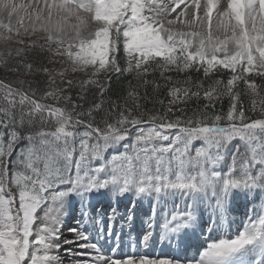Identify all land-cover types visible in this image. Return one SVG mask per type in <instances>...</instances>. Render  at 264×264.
Instances as JSON below:
<instances>
[{"label":"snow or ice","instance_id":"snow-or-ice-1","mask_svg":"<svg viewBox=\"0 0 264 264\" xmlns=\"http://www.w3.org/2000/svg\"><path fill=\"white\" fill-rule=\"evenodd\" d=\"M66 258L264 264V0H0V264Z\"/></svg>","mask_w":264,"mask_h":264},{"label":"trees","instance_id":"trees-1","mask_svg":"<svg viewBox=\"0 0 264 264\" xmlns=\"http://www.w3.org/2000/svg\"><path fill=\"white\" fill-rule=\"evenodd\" d=\"M191 75L195 77L197 74L195 73V71H193V72L191 73ZM201 75H202V73H201ZM119 87H120V86H119V82H114V84H113V88H114L115 90L118 91V90H119ZM147 107H148V108H151L152 105H151V104H148Z\"/></svg>","mask_w":264,"mask_h":264},{"label":"rangeland","instance_id":"rangeland-1","mask_svg":"<svg viewBox=\"0 0 264 264\" xmlns=\"http://www.w3.org/2000/svg\"><path fill=\"white\" fill-rule=\"evenodd\" d=\"M34 38H35V37H34ZM197 146H198V144H197ZM72 247L75 248L76 245H72ZM62 252H63V251H62ZM64 264H73V261L70 260V259H67V258H66V259L64 260Z\"/></svg>","mask_w":264,"mask_h":264}]
</instances>
